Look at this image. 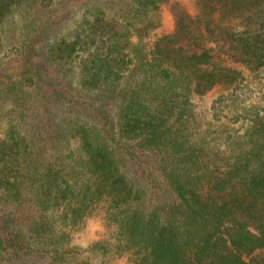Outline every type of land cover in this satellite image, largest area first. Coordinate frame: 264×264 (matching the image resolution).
I'll use <instances>...</instances> for the list:
<instances>
[{"label": "trees", "instance_id": "obj_1", "mask_svg": "<svg viewBox=\"0 0 264 264\" xmlns=\"http://www.w3.org/2000/svg\"><path fill=\"white\" fill-rule=\"evenodd\" d=\"M0 264H264V0H0Z\"/></svg>", "mask_w": 264, "mask_h": 264}, {"label": "rangeland", "instance_id": "obj_2", "mask_svg": "<svg viewBox=\"0 0 264 264\" xmlns=\"http://www.w3.org/2000/svg\"><path fill=\"white\" fill-rule=\"evenodd\" d=\"M182 2H185V0H180ZM161 18H162V24H161V29L157 31H170L172 29V22H171V17L167 11V8H163L161 12ZM37 46V45H36ZM224 52H227V49H223Z\"/></svg>", "mask_w": 264, "mask_h": 264}, {"label": "clouds", "instance_id": "obj_3", "mask_svg": "<svg viewBox=\"0 0 264 264\" xmlns=\"http://www.w3.org/2000/svg\"><path fill=\"white\" fill-rule=\"evenodd\" d=\"M91 227L93 229H102V225L99 221H94V222H91ZM75 243L77 244H80L81 246H84L86 247L87 246V243L84 239H78L76 241H74Z\"/></svg>", "mask_w": 264, "mask_h": 264}]
</instances>
